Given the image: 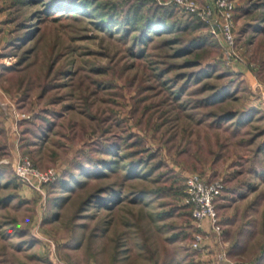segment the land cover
Here are the masks:
<instances>
[{"label":"rangeland","instance_id":"374dc122","mask_svg":"<svg viewBox=\"0 0 264 264\" xmlns=\"http://www.w3.org/2000/svg\"><path fill=\"white\" fill-rule=\"evenodd\" d=\"M61 1L0 0V264H264L263 0H233L230 62L179 7L135 44L96 18L128 0ZM18 157L57 179L26 186ZM187 173L225 188L199 250Z\"/></svg>","mask_w":264,"mask_h":264},{"label":"built area","instance_id":"2783aa9c","mask_svg":"<svg viewBox=\"0 0 264 264\" xmlns=\"http://www.w3.org/2000/svg\"><path fill=\"white\" fill-rule=\"evenodd\" d=\"M179 7L183 12L194 15L208 31L215 36L223 49L226 62L240 60L235 48L233 0H156ZM23 117V115H22ZM14 172L23 184L39 190L46 183L57 179L54 168L40 170L27 157H18L14 162ZM182 204L190 211L192 220V238L190 248L199 250L205 238L210 234L219 236L222 230L218 218V200L224 191V182L220 178L207 179L200 173H187L184 179Z\"/></svg>","mask_w":264,"mask_h":264},{"label":"trees","instance_id":"16d2710c","mask_svg":"<svg viewBox=\"0 0 264 264\" xmlns=\"http://www.w3.org/2000/svg\"><path fill=\"white\" fill-rule=\"evenodd\" d=\"M46 1H50V0H46ZM88 1H90V0H88ZM88 1L85 0L84 3L88 2ZM94 1L96 2L98 0H94ZM148 1H150L149 5H147ZM64 2H67V0H62L60 3L61 4L60 6L64 7V5L66 4ZM263 3H264V0H263ZM67 6H68V4H67ZM98 6H103V9L101 10L100 15L98 17H96L97 20L101 21L102 24L106 23V22L110 24L111 22H114V20L119 19V21H122L121 23L124 26V28L122 29L123 31H127L129 28L128 26L134 27L136 30L138 29L137 34H135L133 36V40L134 39L136 40L135 44H137L136 42H140L141 44H143L145 42V40L147 38H149L148 37L149 35L147 32L150 30H157V29H154L153 27H151V26H153V24H155L159 28H162L163 25L167 26L168 24L163 19V17H170L171 18L172 15L174 16L178 11V7H176L175 5H173V7H171L170 9H167V8H164L163 6L160 7L158 4L155 3L154 0H128L127 2H125V5L120 6V8L118 5L110 4L109 1L108 2L104 1L102 4L100 3ZM124 6H126V8H128V9H126V8L123 9ZM69 11L71 12V10H69ZM119 11H122L120 13V16L118 14ZM146 12H147V14H146ZM44 14L47 17H51V15L48 14V12L44 11ZM92 14H94V13H92ZM69 15H71L72 18H75L74 16H76L73 14H69ZM94 16H97V15H94ZM54 18H56V17H54ZM188 19L189 20L186 21V23L188 25L192 26V28L194 27L197 29H205V25L199 19H197L194 15H189ZM139 20H142V25L144 28H138L139 26L137 25V22ZM195 42L199 43V44L197 43L196 45H200V44H208L210 42H211V44H213L214 41L210 37L208 38L207 36H199L198 38L195 37L194 39L190 40V42H187L186 46H191ZM132 45L134 47V44H132ZM186 46L179 49V51L184 52L187 48ZM132 48L130 47L128 52H130V53L134 52V54L136 56L142 55V53H143L142 49L143 48L140 50H135ZM249 110H255L256 112L258 111V109H255L254 107L253 108L251 107ZM228 116H230V115H227L226 118ZM36 119H39V118L37 117ZM39 129H40L39 130L40 133H35L36 134L35 139H32V141L28 140L26 142V144H28L29 146H30V143L35 145L38 142V140H40L42 138L41 137L42 131H45L43 125ZM27 132H28V130L25 132V134ZM33 142H36V143H33ZM260 146L261 147L263 146V148H264V143L260 144ZM75 168L78 170L85 169V168H83L82 165H76ZM67 175L68 174H64V178L65 177L69 178L71 176H74L73 174L70 176H67ZM109 188L110 187H107V190ZM189 214H190V211H189Z\"/></svg>","mask_w":264,"mask_h":264},{"label":"crops","instance_id":"0c3cea01","mask_svg":"<svg viewBox=\"0 0 264 264\" xmlns=\"http://www.w3.org/2000/svg\"><path fill=\"white\" fill-rule=\"evenodd\" d=\"M239 65H241V64H239ZM240 68V67H239ZM248 72V71H247ZM247 72L245 71V74L247 75ZM249 74V73H248ZM250 75H248V77H249ZM260 107L262 108V109H264V102H263V105H260Z\"/></svg>","mask_w":264,"mask_h":264}]
</instances>
